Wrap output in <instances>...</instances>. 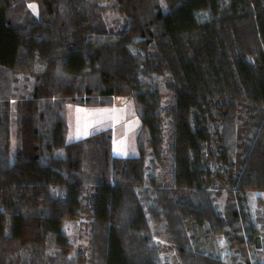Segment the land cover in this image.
<instances>
[{
    "label": "trees",
    "instance_id": "1",
    "mask_svg": "<svg viewBox=\"0 0 264 264\" xmlns=\"http://www.w3.org/2000/svg\"><path fill=\"white\" fill-rule=\"evenodd\" d=\"M31 1L0 0V264H228L188 224L253 238L238 205L264 194V0ZM118 97L139 157L114 154L112 129L68 142V105ZM69 221L90 232L78 252Z\"/></svg>",
    "mask_w": 264,
    "mask_h": 264
},
{
    "label": "rangeland",
    "instance_id": "2",
    "mask_svg": "<svg viewBox=\"0 0 264 264\" xmlns=\"http://www.w3.org/2000/svg\"><path fill=\"white\" fill-rule=\"evenodd\" d=\"M112 3H107V8L110 9L113 6ZM29 7L36 16L39 15V1H31ZM103 110H109L116 114V120L111 122L114 125L112 128L114 134V154L124 158L139 157L140 150L137 137L140 133L142 123L136 112L134 100L130 97H118L112 104L106 106L68 105V142L78 141L88 136L86 131L89 130L88 128L91 124L95 125L105 120L101 119L103 115L95 117L98 112ZM116 123L117 126H115ZM218 147H215L217 153L220 152ZM226 162L227 159L220 156V160L216 162L217 169L212 170V176L209 181L212 188V195L216 199V203L222 212L226 211L229 199V189L223 173V165ZM247 197L248 202L243 207H241V204L247 200H244L238 205L244 230V235L241 239L248 238L246 234H250V238L253 237L252 240L248 243H243L240 240L237 245L236 242L231 240L235 236V233L231 229L228 230V234L214 235L209 225L197 226L195 223H189V235L193 237V242L197 249L211 252L228 264H259L256 260L260 259L262 250L256 246L255 239L261 238L264 240V203L260 201L261 198L264 199V194L255 193L247 195ZM242 210L245 212L244 215L249 218L248 220L244 219L245 216L242 217ZM250 222L252 228L245 229L244 225H250ZM65 228L75 241L74 252H78L82 246L88 244L90 232L84 228L81 221H69L64 225ZM166 232L163 230L161 234L162 244L166 248V254H169L171 260L170 251L174 248V245L169 243V237ZM260 261V264H263L261 259Z\"/></svg>",
    "mask_w": 264,
    "mask_h": 264
},
{
    "label": "crops",
    "instance_id": "3",
    "mask_svg": "<svg viewBox=\"0 0 264 264\" xmlns=\"http://www.w3.org/2000/svg\"><path fill=\"white\" fill-rule=\"evenodd\" d=\"M99 115H103L101 119H105V120H103V121H101L95 125L91 124L88 128L89 130L86 131L88 136L102 132L104 130L112 129L114 127V125L111 124V122L116 120L115 119L116 114L114 112L109 111V110H103V111L98 112L95 117H97ZM115 126H117V123L115 124ZM88 136H86V137H88Z\"/></svg>",
    "mask_w": 264,
    "mask_h": 264
}]
</instances>
